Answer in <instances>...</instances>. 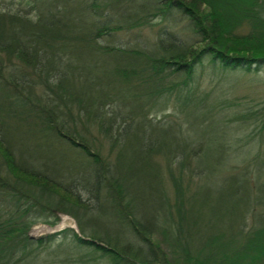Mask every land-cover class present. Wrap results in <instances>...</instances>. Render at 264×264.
Here are the masks:
<instances>
[{
	"label": "trees",
	"instance_id": "obj_1",
	"mask_svg": "<svg viewBox=\"0 0 264 264\" xmlns=\"http://www.w3.org/2000/svg\"><path fill=\"white\" fill-rule=\"evenodd\" d=\"M125 1L0 0V264H31L66 230L37 241L28 230L57 213L74 219L75 247L111 264H264V223L243 228L253 210L243 173L223 176L224 188L203 183L196 161L208 149L151 118L175 90L189 108L205 58L264 66V0H160L195 40L164 29L147 51L101 43L147 23L105 21Z\"/></svg>",
	"mask_w": 264,
	"mask_h": 264
},
{
	"label": "rangeland",
	"instance_id": "obj_2",
	"mask_svg": "<svg viewBox=\"0 0 264 264\" xmlns=\"http://www.w3.org/2000/svg\"><path fill=\"white\" fill-rule=\"evenodd\" d=\"M118 6V9L111 10L106 15L105 21L122 25L120 19L125 15L130 22L148 18L147 23L134 28H123L103 38V45L147 51L164 29L172 32L176 41L191 43L195 40L185 17L160 0H128ZM154 6L160 12L159 16H153ZM240 31L245 33L246 28H241ZM179 78L176 76L169 80L175 82ZM187 88L193 95L187 102L189 108L182 103L181 97L185 92L175 90L168 98L159 100V107L152 112L151 118L162 125L175 121L188 141L208 149L213 157H202L196 161L198 169L204 172L203 183L207 182L210 187L217 189L224 188L222 177L241 171L248 181L250 206H253V210L245 218L243 228L249 230L252 226L263 224L264 194L259 203L256 200V189L264 191V66L258 69L252 67L250 71L225 70L212 65L205 58L197 66L195 77ZM200 116L204 117V122L200 121ZM226 146L225 152L223 148ZM226 156V171L223 173L220 172L223 162L220 160H224ZM200 180L201 178L193 175L192 189ZM84 196L92 199L91 195ZM56 216L58 222L54 226L38 222L28 230V237L35 241L66 230L45 245L35 248L27 259L31 264H111L100 257L99 252H92L87 247H75L71 238V230L78 234L74 219L63 213H57Z\"/></svg>",
	"mask_w": 264,
	"mask_h": 264
}]
</instances>
